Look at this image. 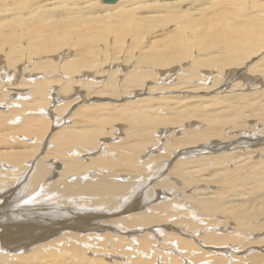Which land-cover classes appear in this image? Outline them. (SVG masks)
Listing matches in <instances>:
<instances>
[{
	"label": "bare ground",
	"instance_id": "obj_1",
	"mask_svg": "<svg viewBox=\"0 0 264 264\" xmlns=\"http://www.w3.org/2000/svg\"><path fill=\"white\" fill-rule=\"evenodd\" d=\"M97 4L0 0V33L6 40L9 32L16 37L0 50V264H104L89 260L81 243L107 229L129 236L154 227L148 236L135 234L136 248L119 242L137 249L133 264H148L141 255L159 242L172 253H203L198 234L207 248L240 243L264 217V206L258 210L264 203V2L118 0L110 10ZM102 43L109 45L104 49ZM252 59L257 61L251 65ZM238 69L246 72H240L241 82L230 83L231 92L189 96L203 90L208 73L218 75L214 83L222 86L223 76ZM160 79L175 82L163 85L170 96L129 100L144 83ZM57 95L67 103L55 115L50 105ZM77 95H84V104L72 115L76 109L66 110ZM97 95L125 102L87 104L98 102ZM71 111V118L63 115ZM117 119L130 135L106 152L98 150L90 163L81 160L117 130ZM166 129L172 130L169 137L180 134L162 146L168 155H149L150 165L141 167L140 156L156 150V144L146 146ZM169 195L170 201L154 204ZM224 222L236 234L221 233ZM175 224L189 229L178 233ZM257 226L264 230V221ZM248 228L253 231L246 234ZM214 251L208 254L216 264L228 263V252L221 263ZM164 254L167 264L181 263L179 255Z\"/></svg>",
	"mask_w": 264,
	"mask_h": 264
},
{
	"label": "rangeland",
	"instance_id": "obj_2",
	"mask_svg": "<svg viewBox=\"0 0 264 264\" xmlns=\"http://www.w3.org/2000/svg\"><path fill=\"white\" fill-rule=\"evenodd\" d=\"M211 1H216V2H220V1H222L223 2V0H211ZM261 1H263L264 2V0H261ZM97 5H99L100 7H104L105 9H107V10H110V9H112V7H109V5H106V4H104L103 3V0H98V4ZM226 8H228V9H230V10H233V6H228V5H226ZM249 11H250V7H249ZM1 37H4V34H2V33H0V38ZM7 37H9V40H6V38L4 37V38H2L1 40H0V50H1V53H3V51H4V46H3V43H4V41H7L10 45H12L13 44V42L16 40V37L11 33V32H9V34H7ZM110 41H111V39H110ZM108 45H109V43H102V48H104V49H106L107 47H108ZM12 47V46H11ZM25 47H27L28 49H29V45H25ZM65 55H68L67 54V52H65L64 53V55L63 56H65ZM66 57V56H65ZM61 58H58V57H56L55 55L53 56V61L55 62V63H59V62H61V60H60ZM67 59H69V58H65V59H63V60H67ZM256 61H257V59H256ZM256 61H255V59H252L249 63H251V62H253V63H251V65L252 64H254V63H256ZM120 67H122V66H120ZM250 66H247L246 68L248 69ZM27 68H30V67H27ZM129 69H131V63H130V66L129 67H126L125 69H124V72L126 73V72H128V71H130ZM118 70H119V68L117 67V71H115V72H118ZM126 70V71H125ZM235 70V69H234ZM243 71V72H242ZM240 72H242V74L244 73V72H246V70L245 69H242V70H240V69H238L237 71H236V73L235 74H231V76L232 77H230V75L228 76V77H226V76H223V78L225 79V80H227V81H225L223 84H222V86L220 85V84H215L214 82H215V79L214 78H216V77H219L218 75H216V74H213V73H208L207 74V77L208 78H206L204 81H203V85H202V88H203V90L202 91H196V93H190L189 94V96H199V95H201V96H214L216 93H215V91H221V90H223V92L224 93H228V92H231L232 90H231V86H233L232 84H231V86H230V83L234 80V79H236V81L235 82H233V84L234 83H236V82H238L239 83V81L241 82V79H239V75H241V73ZM246 75H247V73H245ZM237 75V76H236ZM205 77H206V75H205ZM231 79H230V78ZM32 78H35V77H32ZM37 78V77H36ZM44 78V77H43ZM124 78V77H123ZM122 78V79H123ZM158 78V77H157ZM174 78H175V76H172V78H170V80H167V81H171L172 79L174 80ZM233 78V79H232ZM229 79V80H228ZM98 80L97 79H95V82H97ZM105 82V80L104 79H102V82H101V84L103 85L104 84V82ZM154 81V80H153ZM147 81L146 83H144L143 84V87L144 88H142L143 90L140 92L139 90H136V91H134L133 92V94L131 95V96H133V98H129V100L132 102V101H134L135 100V98L134 97H136L137 96V98H136V104H139V103H142V102H145V101H147V99H149V100H153V99H156L155 100V102H157V101H160L159 99L161 98V97H163V96H165V95H168V96H170L172 93L171 92H169V89L167 90V88H165V89H163L164 88V86L163 85H165L166 87H167V85H173V84H175V82H169V83H167V82H165V81H163V79H160V81L158 82V84L154 81ZM230 81V82H229ZM99 82V81H98ZM161 82H163V83H161ZM165 83V84H164ZM171 83V84H170ZM215 84V86H214V84ZM13 84H16V82L14 81L13 82ZM101 84H99L98 85V88L96 87L95 88V90H98L99 88H100V85ZM107 84V83H106ZM106 84H104L103 86H106ZM146 84V85H145ZM162 84V85H161ZM101 85V86H102ZM211 85H212V87H211ZM117 86H118V84H117ZM190 86H194V87H196L197 85L196 84H193V85H190ZM198 86H200V85H198ZM158 87H162V89L161 90H157V88ZM226 87V89H224ZM250 87V86H249ZM211 88V89H210ZM214 90H213V89ZM251 89H252V87H250ZM264 88V85L260 88V89H263ZM3 89H5V88H3ZM208 89V90H207ZM154 90V91H153ZM190 90V89H189ZM205 90V91H204ZM259 90V89H258ZM257 90V91H258ZM15 94H13V91H12V94H11V97H13ZM174 95H176V93H174ZM70 96H72V95H70ZM20 97H25V96H20ZM84 97V95H77V96H75V97H71L72 99H76V98H78L72 105H71V107L70 108H68L66 111H70L71 110V108L73 109V110H75L74 111V113H73V111H71V113L68 115L67 113H63V115L65 114V117L67 118V117H69V118H71V116L72 115H74L75 114V112L77 111V109H81L82 108V105L84 104V102L82 101V100H84V99H79V98H83ZM71 98H70V100H71ZM104 97H99V95H97V98H96V100L98 101V102H96L95 100H91V101H88V103L87 104H89V103H92L93 102V104H95V105H102V104H108L109 102H113L112 104L113 105H116V106H118V104L120 103H122V102H125V100L124 101H116V99H114V98H111V101L110 100H108L107 98H106V100L105 99H103ZM60 99V102L58 101ZM112 99H113V101H112ZM126 99H128V96L126 95ZM57 100V101H56ZM63 100V101H62ZM66 100V101H65ZM81 101H82V105L80 104L81 103ZM142 101V102H141ZM61 103V104H60ZM64 103L66 104L67 103V99H66V97L65 96H61V95H57V97H54V99H53V101H52V103H51V105H50V113H54L55 115L57 114V112L55 111L56 109H57V107H58V105H60V106H63L64 105ZM100 103V104H99ZM118 103V104H117ZM123 104V103H122ZM55 105V106H54ZM107 107H109V105H106ZM56 107V108H55ZM7 108H8V106H7ZM0 110H5V108H4V106H0ZM49 111V110H48ZM56 112V113H55ZM73 113V114H72ZM72 114V115H71ZM68 125H71V123L70 124H68ZM114 128H117V130H114L113 131V134H109V135H104V136H102L101 138H100V140H99V142H98V146L95 148V149H93V150H89L88 152H85V153H83L82 154V157H81V160H83V161H86L87 163L90 161H92L93 159H95V158H93V157H95L96 155H99L101 152H99V151H102V152H106L107 150H108V146L109 145H111V144H118L119 142H121L125 137H127V136H129L130 135V132H127V131H129L128 130V127H127V125L125 124V123H121L120 121H118V119L116 120V126H114ZM165 130V129H164ZM167 130V134H164V135H159L156 139H157V141H155V143L154 144H150V145H147L146 147L147 148H153L154 146H155V144H156V147H158V149L155 147V148H153V149H156V150H153L154 151V153H151V154H146V153H143L141 156H140V159L138 160V163H139V165L142 167V165L145 167H148V165H150V163H151V160H149V155H165V154H167L168 155V152L166 151V150H164L163 148L164 147H162V146H164L167 142H169L170 141V139L171 138H173V137H176V136H180V134L178 133L176 136L175 135H173V137H169V134L170 133H172V130H168V129H166ZM258 133H262V132H258ZM126 134V135H125ZM173 134V133H172ZM112 136V137H111ZM163 136V137H162ZM160 137V138H159ZM170 138V139H169ZM169 141H168V140ZM162 140V141H161ZM101 141V142H100ZM258 147H260V145H258V146H256V147H249L248 149H246V151H250V150H252V151H255V150H257L258 149ZM160 148V149H159ZM95 150H99L94 156H91V155H89L90 154V152H93V151H95ZM164 151V152H163ZM166 152V153H165ZM87 157V159H86V157ZM83 158V159H82ZM90 158H92V159H90ZM152 158V157H151ZM146 161V162H145ZM89 162V163H90ZM141 163V164H140ZM143 163V164H142ZM59 167V166H58ZM57 170H61L60 168H56ZM143 172H146V169H143ZM123 177H125V176H123ZM157 191H161V189H157ZM164 198H162V199H156V200H154V204H158V203H164L165 201H170L171 200V198H172V195H169L168 197L167 196H163ZM165 199V200H164ZM164 201V202H163ZM264 206V203H262V204H260L259 205V208H258V210L261 208V207H263ZM179 213V212H178ZM171 217H173V216H171ZM182 218V217H181ZM183 218H186V217H183ZM264 219V217L262 218V219H260V221L258 220V221H256V222H254V224H252L251 225V227L253 226L254 227V229L255 228H257V229H255L254 230V234H252V233H250V234H252L250 237L248 236H246V235H241V238H239V239H241V240H239V242L240 243H236V242H234V244L233 243H225L224 245L222 244V245H220V246H216V245H209V244H207L208 245V248H207V246L206 245H204L203 246V241H204V239H201V238H203L204 236H203V234H198V235H196V237L194 238V239H197V244L200 246V248H201V250L203 251V253H200V251L199 250H193V251H191L192 252V254H191V252H189V251H181V252H178V253H172L168 248L170 247V246H166V245H164V244H161L160 242L159 243H156V245H155V247H154V251H152V253L150 252L149 254H148V256L147 255H145V256H147V257H145V256H143V255H141L143 258H145V259H148V262L150 263V264H167V263H169L168 261H166V260H164L163 258L165 257V255L166 254H164V253H167V255H169V256H178L179 257V260H178V262H181V263H176V264H196V262H191V261H193V260H195V261H197V262H199L198 264H216L217 262H216V260H215V262L213 261L214 259H216V258H214V256L211 254V255H209L210 253H212L213 251H214V249H215V251H214V253H218L219 252V254H215L216 256H217V258L219 257V259H220V261H221V259H222V261H221V263H223L224 261H223V257L224 256H222L223 254H227V252H228V256L229 257H226L227 258V260H225V261H228V259H230L229 261H228V263L227 264H235V262H236V264H264V230H260V229H258V226L257 225H259L260 224V222L261 221H264L263 220ZM105 220L107 221V220H109V218H105ZM111 220H112V218H111ZM185 220H189V219H185ZM196 223V222H195ZM258 223V224H257ZM256 224V225H255ZM222 228L220 229V232L221 233H223L224 235H234V234H236V231H235V229L233 228V227H230L229 228V226L224 222V223H222ZM227 225V226H226ZM110 226H112V225H110ZM163 226H165V225H163ZM175 226L178 228L177 230H178V233L180 232V231H183V233H185L186 231H188V229H189V226H187V225H176L175 224ZM180 227V228H179ZM224 227H226V228H224ZM150 228H152V229H150ZM147 229H149V230H147ZM147 229H142V230H140L139 232H135V233H133V234H130L129 236L127 235V233H122V234H120V233H114V231H111V232H109V234H108V229L107 230H103V231H97L98 233H96L97 235L94 237H91V238H89V236L86 238V240H85V238L84 239H82L83 241V243H81L82 245H81V249L82 250H84V253H85V255L87 256V258L90 260V259H92V261L93 260H97L98 258L99 259H101V260H103V262H104V264H106V262L108 261L109 262V264H119V262L121 261V263L120 264H133V262H134V259L136 260L137 258L136 257H138V254H137V249L136 250H133V247H137V246H135L136 245V242H135V240H136V237L135 236H137V235H135V234H146L147 235V233L149 234V232L152 230V231H155V229H154V227H147ZM167 229V228H166ZM166 229H164L165 231H172V230H166ZM183 229V230H182ZM250 229H253V228H250ZM249 228L248 229H246V234H248V232H252L251 230H250ZM144 230V231H143ZM174 230H176V228L174 229ZM149 231V232H148ZM196 231V230H195ZM194 231V232H195ZM219 231V230H218ZM223 231V232H222ZM226 231V232H225ZM248 231V232H247ZM258 231V232H257ZM263 231V232H262ZM145 232H147V233H145ZM172 232H175V231H172ZM100 233V234H99ZM106 233H107V235H106ZM150 233H152V232H150ZM258 233V234H257ZM103 236H102V235ZM202 235V236H201ZM113 238V240H111L112 238ZM120 236V237H119ZM148 236V235H147ZM98 237V238H97ZM105 237H106V239H105ZM116 237H118V239L116 238ZM134 237V241H133V238ZM199 239H198V238ZM243 237V238H242ZM88 238L90 239V240H88ZM94 238V239H93ZM123 240H122V239ZM101 239H102V241H101ZM103 239H105V240H103ZM116 239H117V242H115L116 241ZM163 241H164V239H165V242L167 241L166 240V238H161ZM160 239V241H162ZM93 240V242H91ZM246 240V241H245ZM248 240V241H247ZM86 241V242H85ZM112 241V242H111ZM126 242V243H129V242H132L133 243V247L131 246L130 247V245L131 244H129V247L128 246H126V245H128V244H120L119 242ZM162 241V242H163ZM201 241V242H200ZM245 241V242H244ZM100 242H102V243H104V242H106V246L105 245H103V244H99ZM109 242V243H108ZM254 242V243H253ZM111 243L113 244V245H111ZM201 243V244H200ZM90 244H93V245H91L92 247H90ZM115 244V245H114ZM194 244H196V243H194ZM79 245V244H78ZM99 245V246H98ZM103 247H102V246ZM123 245V246H122ZM236 246V248H235V246ZM122 246V247H121ZM157 246H159L158 248H157ZM163 246V247H162ZM210 246V247H209ZM224 246V247H223ZM227 246V247H226ZM230 246V247H229ZM238 246H240V248L238 247ZM95 247V248H94ZM97 247V248H96ZM125 247H127V248H125ZM161 247V248H160ZM166 247H168V248H166ZM233 247V248H232ZM238 247V248H237ZM87 248V249H86ZM99 248V249H98ZM101 248V249H100ZM221 248V249H220ZM223 248V249H222ZM231 248V249H230ZM163 249V250H162ZM166 249V250H165ZM168 249V250H167ZM207 249H212L211 251L210 250H207ZM218 249V250H217ZM220 249V250H219ZM234 249H236V251L234 250ZM205 250H206V252H205ZM224 250V251H223ZM231 250V251H230ZM88 251H91V252H88ZM130 251H131V253H130ZM135 251V252H134ZM159 251H164V252H162L163 254H160V256H159V253H161V252H159ZM166 251V252H165ZM92 252H94V253H92ZM183 252V253H182ZM199 252V253H198ZM235 252V253H234ZM91 253V254H90ZM181 253V254H180ZM188 253V254H187ZM194 253V254H193ZM209 253V254H208ZM220 253H221V255H220ZM230 253H231V255L234 257H232L231 255H230ZM95 254V255H94ZM125 254V255H124ZM126 254H129V256L127 255L126 256ZM137 254V255H136ZM152 254L153 255H155V256H152ZM183 254V255H182ZM199 254H201V255H199ZM240 254V255H239ZM133 255L135 256V257H133ZM194 255V256H193ZM197 257H196V256ZM226 255V256H227ZM235 255V256H234ZM238 255V256H237ZM94 258H93V257ZM112 256V257H111ZM154 258H152V257ZM162 256V257H161ZM186 256V257H185ZM193 256V257H192ZM200 256V257H199ZM215 256V257H216ZM222 256V257H221ZM252 256H254V257H252ZM92 257V258H91ZM96 257V258H95ZM114 257V258H113ZM195 257L197 258V260L195 259ZM205 257V258H204ZM210 257H211V259H210ZM212 257H213V259H212ZM117 260H116V259ZM157 258V259H156ZM199 258H201V259H203V260H201V259H199ZM249 258H250V260H249ZM115 261H113V260ZM151 259V260H150ZM162 259V260H161ZM166 259H168V258H166ZM182 259V260H181ZM190 259H191V261H190ZM238 259L240 260V262L238 261ZM253 259L255 260L254 262H253ZM111 260V261H110ZM150 260V261H149ZM205 260V261H204ZM207 260V261H206ZM262 260H263V262H262ZM112 261L114 262V263H112ZM154 261V262H153ZM212 261V262H211ZM242 261V262H241ZM81 264H85L83 261H79ZM107 262V263H108ZM118 262V263H117ZM123 262V263H122ZM166 262V263H165ZM211 262V263H210ZM148 263V264H149Z\"/></svg>",
	"mask_w": 264,
	"mask_h": 264
},
{
	"label": "water",
	"instance_id": "obj_3",
	"mask_svg": "<svg viewBox=\"0 0 264 264\" xmlns=\"http://www.w3.org/2000/svg\"><path fill=\"white\" fill-rule=\"evenodd\" d=\"M117 2H118V0H103V3L107 4V5H114Z\"/></svg>",
	"mask_w": 264,
	"mask_h": 264
}]
</instances>
